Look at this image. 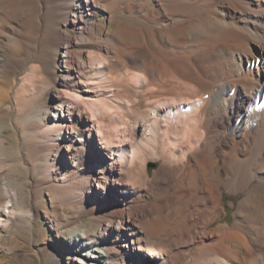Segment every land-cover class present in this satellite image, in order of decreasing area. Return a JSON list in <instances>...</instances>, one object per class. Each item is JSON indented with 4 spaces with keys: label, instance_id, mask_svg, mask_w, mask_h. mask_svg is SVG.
I'll list each match as a JSON object with an SVG mask.
<instances>
[{
    "label": "bare ground",
    "instance_id": "1",
    "mask_svg": "<svg viewBox=\"0 0 264 264\" xmlns=\"http://www.w3.org/2000/svg\"><path fill=\"white\" fill-rule=\"evenodd\" d=\"M0 108L96 222L70 264H264V0H0Z\"/></svg>",
    "mask_w": 264,
    "mask_h": 264
},
{
    "label": "rangeland",
    "instance_id": "2",
    "mask_svg": "<svg viewBox=\"0 0 264 264\" xmlns=\"http://www.w3.org/2000/svg\"><path fill=\"white\" fill-rule=\"evenodd\" d=\"M105 19L101 16L103 22ZM44 63L50 66L48 59ZM43 100L44 95L38 97L34 106L25 109L15 119L18 127L27 121V117L39 119L38 105ZM13 116L12 111L5 112L0 108V124L5 130L2 135L4 144L0 146L5 160L0 178L5 177L9 190L8 193H1L0 204H8L7 196L16 190V195H12L16 197H13L14 209L11 210L10 220L7 223L2 219L0 223V264H59L57 256L63 258L62 264H70L73 260L66 259L70 251L67 237L82 226L94 230L96 222L91 215L69 205L58 190L57 194L56 189L42 183L40 169L44 158L26 146L21 147L17 136L20 129L13 127ZM155 166L154 162L148 163V170ZM230 200L235 202L237 199L224 193L222 202L227 211L222 219L224 222L232 221L233 208L228 207Z\"/></svg>",
    "mask_w": 264,
    "mask_h": 264
}]
</instances>
